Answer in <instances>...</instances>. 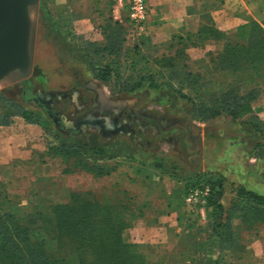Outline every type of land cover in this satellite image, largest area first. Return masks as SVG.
I'll list each match as a JSON object with an SVG mask.
<instances>
[{"label":"crops","instance_id":"obj_1","mask_svg":"<svg viewBox=\"0 0 264 264\" xmlns=\"http://www.w3.org/2000/svg\"><path fill=\"white\" fill-rule=\"evenodd\" d=\"M61 1L65 7L68 26L62 27L59 20L54 18L47 20L48 24L57 29L58 35L57 38L52 34L46 35V39L60 54L54 63L66 66L80 64L86 73V75L84 74L85 79L81 78V80H89L91 85H93L92 82L99 81L94 79L92 69L89 67L76 38L83 41H95L89 36L95 32L98 33L99 30L102 32L101 28L97 26L100 21L110 20L112 27L114 23H118L124 33L123 46L129 42L133 43L140 50V54L145 53V60L151 62L153 59L174 58L180 66H188L190 71L200 74L204 80H218L226 83L230 79V72L218 68V66H216L218 71L213 70L212 67L215 64L211 62V59L218 57V54L222 53L221 51L230 42L246 41L251 24L260 25L263 12L260 0H145L148 7L145 30L138 35L131 30L126 20L128 0H111L110 7L105 14L106 18L102 11L94 8V3L97 0ZM209 26H212L218 40L211 39L204 34L206 27ZM212 48L218 51L214 55L211 51ZM194 64L197 66L199 64L201 70L196 69ZM191 65L195 68L194 71L191 69ZM251 77L244 79H255L259 83L264 81V74H252ZM0 95L31 113L34 119L40 117L20 101L12 88H3L0 90ZM179 107L178 117L183 115L184 121L189 122L188 126L192 128L188 132H180L178 142L173 148L175 154L172 158L153 156V148L149 144L147 146L141 142L134 144L131 127L127 121L114 122L113 124L110 118L108 121L106 118L105 121H100L99 118L97 121L95 118L94 121L79 122L72 126L68 122H56L49 113L50 120L45 116V120L38 121L39 125H36L12 116L8 125L0 126V191L8 194L10 204L16 208L23 206L35 209L41 200L40 195H44L52 205H64L70 202L72 191L67 179L71 174H65V170L60 169L53 171L52 161L54 158L48 155L51 140L42 136V129L48 130L59 137L60 145H78L103 151L102 157L107 159L111 171L107 176L101 178L112 180L117 177V168H119L117 163L123 162L125 165L130 163V167H134V170L129 168L130 174H125L126 182L124 191H122L126 198L125 205L128 208L133 206V200L130 199L132 197L130 195L131 186L127 185L132 173L134 177H140L141 181H145L148 179L147 174L144 175L147 172L146 168L148 170L161 169V176L164 178V181H159L158 189V193L162 197L161 209L152 213L149 220L150 204L145 202L139 204L130 229L126 230L123 235L126 241L138 245L139 254L148 257L152 255L173 258L172 264H191V260H186L182 248H172L171 250L162 248L161 240L151 236V234L159 232L164 234L163 236L173 234L171 238L166 237L165 239H173L177 244L191 247L194 250L192 257L194 260L205 256L212 260L232 256L229 251H221L218 248V239L198 231V227L202 224L192 226L188 222L187 209L181 205L185 184L190 178L207 173L220 177L224 185L221 204L223 210L226 211L230 208L238 189H244L261 196L248 187L258 185L260 188H264V168H256L253 164L255 157H252V159H247L233 175L227 176L222 173L220 169H224L227 165L222 162L219 165L212 164L207 156L205 137L207 135L220 138L223 133L224 117H229L219 115L202 120L197 114L198 112L193 110L192 105L185 104ZM173 108H177V106H173ZM97 110L98 107L95 106L92 111L95 113ZM252 110L258 120L264 123V96H261L252 105ZM179 120L174 117V122L178 123ZM230 122L232 121L230 120ZM240 122L253 132L248 130L246 135L248 138L257 139L259 146L260 136L244 121ZM196 127L201 129L198 134L192 131ZM213 127H215L214 130ZM116 128L124 130L117 134ZM254 134L257 135V138ZM33 149L44 151V161H40L39 157L36 162L22 168L18 159L33 160L35 155ZM96 159L100 160L101 158ZM32 184L42 186L44 190L41 191V188L28 190ZM113 188L116 190L117 186ZM239 223V219H232L234 227L239 226ZM240 239L242 243L241 235ZM253 257L256 258L258 255L254 253Z\"/></svg>","mask_w":264,"mask_h":264},{"label":"trees","instance_id":"obj_2","mask_svg":"<svg viewBox=\"0 0 264 264\" xmlns=\"http://www.w3.org/2000/svg\"><path fill=\"white\" fill-rule=\"evenodd\" d=\"M105 24L101 28L104 43L76 38L95 80L103 84L115 81L119 92L123 93H133L145 84L153 90L169 87L187 100L202 120L227 115L234 123L244 121L264 141V123L252 110V105L264 96V81L244 79L252 78V74H264V20L260 25L251 24L246 41L230 42L218 57L211 59L215 64L213 70L221 68L230 72L226 83L204 80L188 66H180L174 58L150 62L141 56L140 62L123 60L122 28L118 23L112 27L110 20ZM204 34L219 39L212 26L206 27ZM132 52L135 56L141 53L136 46ZM123 65L129 74L121 78ZM12 116L39 125L31 113L0 95V126L8 125ZM48 150L52 158L59 157L65 163L72 161L65 174L77 170L101 178L111 171L110 167L98 164L103 159V151L78 145H58ZM85 155L101 159L93 158L90 163L84 159ZM208 182L212 193L205 209V224L199 226L198 231L218 239L221 251L232 255L243 253L240 230L264 225V197L238 189L230 208L225 211L221 204L223 180L217 177ZM127 208L111 197L98 199L91 192H72L68 204L51 205L48 215L38 212L19 218L14 214L16 208L10 204L8 194L0 191V264H154L148 256L138 253L137 244L126 241L123 236L134 219L132 215L126 219ZM187 217L192 226L199 221V216L188 210ZM234 218L239 219L237 227L232 225ZM182 250L191 264H230L225 258L212 260L205 256L194 260L191 247L185 245Z\"/></svg>","mask_w":264,"mask_h":264},{"label":"rangeland","instance_id":"obj_3","mask_svg":"<svg viewBox=\"0 0 264 264\" xmlns=\"http://www.w3.org/2000/svg\"><path fill=\"white\" fill-rule=\"evenodd\" d=\"M260 1L263 9L261 22H263L264 0ZM110 3L111 0H97L94 3V8L98 11H102L105 17ZM30 18L34 26L33 66L31 74L29 78L22 81L14 80L12 76L9 82L0 84V90H3V88H12L14 94L18 96L20 101L25 103L28 109L34 110L36 114L40 116L38 117V121L45 120V116L50 120L49 111H51L50 115L54 116L56 122L64 121L72 126L79 122L94 121L95 118H97V120L99 118L100 121H105V118L108 121L110 118L113 124L114 122L127 121L131 127L130 130L132 132L134 144L141 142L143 144L145 143V146H147V144L151 145L153 148V156L162 158L174 157L175 152L173 148L178 142L180 132H188L189 129L191 130L192 128H189V122L184 121L183 115H181L180 118L178 117L179 113L177 112L180 110V105L189 104L187 100L180 98L171 88L166 86L153 90L145 84L133 93H123L119 92L118 87L114 84L115 81L109 84L92 82L93 85L97 86L96 87L91 85V81L89 80H81V78L85 79L86 77L85 69L80 64L66 66L60 65L57 62L54 63L56 59L59 58L60 54L52 46L51 42L46 39L47 34H52L55 38L58 36L56 32L57 29L53 25L47 23L48 18L59 20L62 27L64 26L66 28L68 26V19L65 15L63 2L61 0H48L47 2L39 0L38 7L30 9ZM105 22L106 20L100 21L97 26L100 28L103 26L105 27ZM89 37L90 39H95V41L91 42H96L98 44L105 42V35L102 34L100 30L98 33L95 32V34ZM124 46L123 50H125V56L123 60H137V62H140L142 59L141 56L145 57V53L139 54V56H135V53L133 54V43L129 42ZM211 51L213 55L218 52L213 48ZM211 51L208 50V52ZM194 66L196 69L199 67L201 68L199 64L198 66L194 64ZM195 68L191 65L193 71ZM120 73V77L124 78L129 74V71H125V66L123 65ZM32 97H36L37 100L41 101H36V103L33 104V102H29V99ZM95 106L98 107V110L93 113L94 111L92 110ZM158 106H161V108H158ZM173 106H177V108H173ZM174 117L180 119V122H174ZM224 120L223 133L220 138L214 136L209 137L207 135L205 137L208 152L207 156L212 161V164L219 165L221 162L226 164L227 166L220 170H222V173L229 176L239 170L247 159L255 157L254 166L263 169L264 145L260 147L257 145V139L254 140L251 137H247L246 133L249 128L243 126L244 124L242 122L233 123L226 117H224ZM214 128L215 127H213V130ZM192 131L198 134L201 129L196 127V129ZM42 136H46L47 139L51 140L48 149L60 145L58 143L59 137L53 135L50 131L42 129ZM254 136L257 138L256 134H254ZM33 150H35L33 160L18 159V163L22 168H26L30 163L36 162L39 160V157L40 161H44V151L38 149ZM39 154L41 155L39 156ZM93 158L96 157L90 158L85 155L84 159L89 160L91 163ZM99 162L101 165L110 167L109 163L103 159ZM52 163L54 167L53 171L58 169L66 170V168L70 169L72 166V161H70V163H65V161L59 157H54ZM117 165L119 167L117 168V177L112 180L108 178L96 179L86 172H78L77 170L72 172L67 179L70 190L78 194L91 192L98 199L111 197L116 203L125 206L126 198L122 193L126 182L124 177L125 174H130L129 171L134 170V167H130V163L125 165L123 162L117 163ZM146 170L147 172H145L144 175L147 174L148 179L145 181H141L142 179L140 177H134L133 173L127 181V185L131 186L130 195H132V197L130 196V199L133 200L132 208H127V220L129 215H132V218L135 217L138 211L137 207L142 202L148 203L151 206L149 210V220L152 213L161 209L162 197L158 193L159 181H164V178L161 176V169L154 168L153 170H148V168H146ZM209 175L213 176L214 174ZM215 178H217L216 175ZM195 181L196 177L188 180L190 183ZM114 186H117L116 190L113 188ZM35 188L36 190L40 188L41 191L44 190L42 186L39 187L33 184L28 187V190H35ZM248 188L264 196V188H260L258 185ZM39 197L41 200L38 202L35 209L23 206L16 208L11 204L12 207L16 208L14 210L15 213H13L19 218L38 212L44 215L50 214L51 202L47 200L44 195H40ZM7 208L9 209L10 206H7ZM198 218L199 221H197V224H202L203 226L205 224V219ZM131 223H133V221ZM240 232L242 244L244 245V252L229 257L226 256V262L230 264H264V225H260L252 230L241 229ZM163 235L164 234L159 232L151 234L152 237L161 240L162 248L171 250L172 248L180 249L185 246L175 243L173 239H165L166 237L171 238L173 234H169V236ZM254 253L258 255V257L254 258ZM149 258L154 264H172L173 262V258H167L165 256L156 257L151 255Z\"/></svg>","mask_w":264,"mask_h":264},{"label":"water","instance_id":"obj_4","mask_svg":"<svg viewBox=\"0 0 264 264\" xmlns=\"http://www.w3.org/2000/svg\"><path fill=\"white\" fill-rule=\"evenodd\" d=\"M38 4L39 0H0V81L10 76L22 81L31 74L34 26L30 9Z\"/></svg>","mask_w":264,"mask_h":264},{"label":"built area","instance_id":"obj_5","mask_svg":"<svg viewBox=\"0 0 264 264\" xmlns=\"http://www.w3.org/2000/svg\"><path fill=\"white\" fill-rule=\"evenodd\" d=\"M126 7V20L129 27L136 34H142L145 30V23L148 15L146 1L128 0ZM260 143L264 144V141L261 139ZM195 177V182H186L181 205L186 208L189 213L197 214L201 219H205V209L212 193V187L208 180L215 179V175L203 174Z\"/></svg>","mask_w":264,"mask_h":264},{"label":"flooded vegetation","instance_id":"obj_6","mask_svg":"<svg viewBox=\"0 0 264 264\" xmlns=\"http://www.w3.org/2000/svg\"><path fill=\"white\" fill-rule=\"evenodd\" d=\"M37 102H40L41 100H37L36 97H32L31 99H29V102H33V104H35ZM49 113L51 114V111H49ZM53 116V115H52ZM54 118V116H53ZM89 122V121H88ZM121 130H124V129H119V128H116L115 132L118 134V132H120Z\"/></svg>","mask_w":264,"mask_h":264},{"label":"bare ground","instance_id":"obj_7","mask_svg":"<svg viewBox=\"0 0 264 264\" xmlns=\"http://www.w3.org/2000/svg\"><path fill=\"white\" fill-rule=\"evenodd\" d=\"M11 77L12 76L5 78L3 81H0V84H6L7 82H9Z\"/></svg>","mask_w":264,"mask_h":264}]
</instances>
